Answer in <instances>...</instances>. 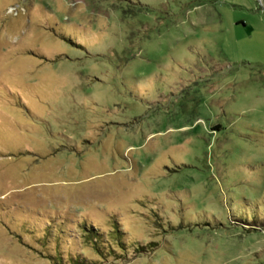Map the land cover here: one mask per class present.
Returning a JSON list of instances; mask_svg holds the SVG:
<instances>
[{"label": "rangeland", "instance_id": "rangeland-1", "mask_svg": "<svg viewBox=\"0 0 264 264\" xmlns=\"http://www.w3.org/2000/svg\"><path fill=\"white\" fill-rule=\"evenodd\" d=\"M0 264H264V0H0Z\"/></svg>", "mask_w": 264, "mask_h": 264}]
</instances>
